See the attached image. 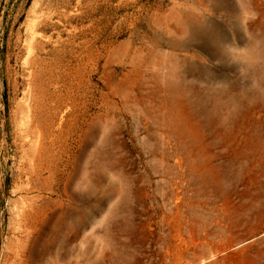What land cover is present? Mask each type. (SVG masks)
<instances>
[{"label":"rangeland","instance_id":"1","mask_svg":"<svg viewBox=\"0 0 264 264\" xmlns=\"http://www.w3.org/2000/svg\"><path fill=\"white\" fill-rule=\"evenodd\" d=\"M56 1L0 0V264H264V0Z\"/></svg>","mask_w":264,"mask_h":264},{"label":"bare ground","instance_id":"2","mask_svg":"<svg viewBox=\"0 0 264 264\" xmlns=\"http://www.w3.org/2000/svg\"><path fill=\"white\" fill-rule=\"evenodd\" d=\"M41 1V0H40ZM50 1V0H49ZM54 1H56V0H54ZM58 1V0H57ZM56 1V6H55V8H61L62 9V11H63V9L64 8H66V4L68 3V1L67 0H59L58 2ZM95 1H98V0H90V2L92 3V2H95ZM104 3H109L110 1H112V0H102ZM124 1L125 0H119V2H118V5H124ZM127 1V0H126ZM129 1V0H128ZM44 2V1H43ZM77 2V4H78V6H80V8H83L84 7V3H86V0H78V1H76ZM49 4H47L46 5V8H52L53 7V3L52 2H48ZM91 3H90V5H91ZM128 3V2H127ZM46 3H44V5H45ZM187 5V4H186ZM39 6V5H38ZM38 6H37V8H38ZM86 6H88V3H87V5ZM188 6V5H187ZM42 8H44V6H42ZM118 8H119V6H118ZM87 9V8H86ZM183 10H185L184 8H182ZM188 9V8H187ZM39 10V9H38ZM44 10V9H43ZM59 9H57L56 11H58ZM89 10V9H88ZM181 11L182 12V14H181V25L179 26V29H180V31L182 32V36H181V38H180V40H176V39H174V38H170L169 36L167 37V36H161V35H159V34H157L158 32L156 31L155 32V34H157V36L158 37H156V38H154V40H156L155 42L156 43H158V42H162V43H164V44H166L170 49H171V51L168 53V54H171V55H174L175 54V52L176 51H186V49L188 48V45H187V42H185L184 40H183V37L186 35V33L188 32V30L190 29V27L192 26V22L190 21V23H189V20H188V17H187V15L185 14V12L184 11ZM36 11V10H35ZM48 11H50V10H48ZM47 11V12H48ZM54 11V10H53ZM61 11V12H62ZM37 12V11H36ZM51 12V11H50ZM56 13V12H55ZM63 13V12H62ZM170 13V12H169ZM39 14V13H38ZM48 14H49V12H48ZM82 14H86V12L85 11H83L82 12ZM34 15H35V13H34ZM51 15H53V13L51 14ZM63 15V14H62ZM62 15H61V17H62ZM43 14L42 15H39V16H35L36 18L34 19V21H33V23H32V21L30 22V23H32V24H30V25H28L27 27V29H28V32L26 33L27 34V36H28V43H29V46H30V48H32L33 46H34V43H36V45L38 46V47H40V49H42L43 48V45L40 43V42H38L37 41V36H36V33H37V30L40 28V26H43V24L44 23H46L45 21H46V18H45V16H43ZM47 16V15H46ZM49 16H50V14H49ZM55 16V15H54ZM158 16V15H157ZM160 17V16H159ZM48 19V18H47ZM50 19V18H49ZM163 19H164V17H163ZM56 20V19H55ZM161 20H162V17H161ZM137 22V21H136ZM50 23V22H49ZM164 23V22H163ZM131 25V24H130ZM158 26V25H157ZM166 26H168L167 24H166ZM132 27V26H131ZM137 28V27H136ZM158 28V27H157ZM161 28V27H160ZM134 29V28H133ZM156 29V28H155ZM154 29V30H155ZM171 29V28H170ZM157 30V29H156ZM162 30V29H161ZM161 30H159V31H161ZM163 30H164V28H163ZM191 30H193V32L194 33H198V31H200V32H203V28L202 27H192V29ZM136 31V30H135ZM160 33V32H159ZM161 33H162V31H161ZM166 33V32H165ZM164 33V34H165ZM153 36V35H152ZM151 41V40H150ZM156 46V45H155ZM159 46V45H158ZM165 46V45H164ZM143 48V47H142ZM150 50V49H149ZM156 50V49H155ZM159 51V50H158ZM160 52V51H159ZM164 52V51H163ZM157 53V52H156ZM156 53H155V55H156ZM178 53V52H177ZM187 54V53H186ZM158 55H160V54H158ZM164 55H167V54H164ZM150 56V55H149ZM148 56V57H149ZM161 56H162V54H161ZM158 57V56H157ZM192 57H194V56H192ZM150 58V57H149ZM156 58V57H155ZM162 58V57H161ZM161 58H158V59H161ZM185 58V57H184ZM152 60H153V57L151 58ZM157 59V60H158ZM163 59H165V58H163ZM162 60V59H161ZM150 62H152V61H150ZM153 62H155V65H156V62L157 61H153ZM159 62H160V60H159ZM158 62V63H159ZM164 63V62H163ZM153 64V63H152ZM165 64V63H164ZM166 65V64H165ZM164 65V66H165ZM178 66V65H177ZM171 67V66H170ZM169 68V67H168ZM172 70H173V68H172ZM174 71V70H173ZM178 71V70H177ZM169 72V71H168ZM175 73V72H174ZM169 74V73H168ZM177 74H179V73H177ZM176 74V75H177ZM170 75V74H169ZM177 77V76H176ZM175 77V78H176ZM152 80V79H151ZM177 85V84H176ZM175 86V85H174ZM170 87H171V85H170ZM176 88H178V87H175V89ZM174 89V88H173ZM60 107V106H59ZM58 107V108H59ZM36 120V119H35ZM39 130V129H38ZM44 148H46L45 146H44ZM42 149V148H41ZM42 151H44V150H42ZM45 151H46V149H45ZM45 151H44V153H45ZM43 153V152H42ZM43 159L41 158L40 159V164L42 163L41 161H42ZM39 164V163H38ZM41 166V165H40ZM43 169V168H42ZM36 259V258H35Z\"/></svg>","mask_w":264,"mask_h":264}]
</instances>
